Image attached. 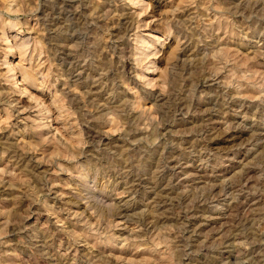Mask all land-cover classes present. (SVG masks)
<instances>
[{
  "label": "rangeland",
  "instance_id": "374dc122",
  "mask_svg": "<svg viewBox=\"0 0 264 264\" xmlns=\"http://www.w3.org/2000/svg\"><path fill=\"white\" fill-rule=\"evenodd\" d=\"M0 264H264V0H0Z\"/></svg>",
  "mask_w": 264,
  "mask_h": 264
},
{
  "label": "bare ground",
  "instance_id": "6f19581e",
  "mask_svg": "<svg viewBox=\"0 0 264 264\" xmlns=\"http://www.w3.org/2000/svg\"><path fill=\"white\" fill-rule=\"evenodd\" d=\"M98 137V136H97ZM138 183V182H137ZM133 187V186H132ZM124 214V213H123ZM121 215V214H120ZM125 216V215H124Z\"/></svg>",
  "mask_w": 264,
  "mask_h": 264
}]
</instances>
